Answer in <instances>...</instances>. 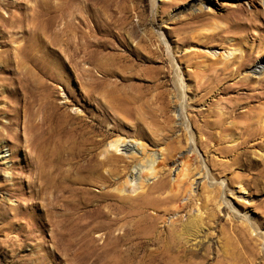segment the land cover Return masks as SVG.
Wrapping results in <instances>:
<instances>
[{"label": "rangeland", "instance_id": "1", "mask_svg": "<svg viewBox=\"0 0 264 264\" xmlns=\"http://www.w3.org/2000/svg\"><path fill=\"white\" fill-rule=\"evenodd\" d=\"M238 8H244V12L236 23L231 13ZM55 11L59 12L58 18ZM200 12L214 15L202 25L182 32V22ZM255 22L258 26L251 27ZM228 27L234 29L227 32ZM179 34L198 37L192 39L194 45H189L182 43ZM203 34L224 37L225 44L219 41L204 44ZM239 35L245 36L242 42L245 46L253 45L247 67L242 69L243 73L252 72L260 63L264 65V0H0V264H149L131 253L138 240L135 235H126L139 226L136 223L144 217L150 218L151 237L172 221L179 226L196 223L201 213V231L196 234V241L192 237L182 244L184 260L166 259L161 264H264L262 166H251L261 151L250 148L252 161L247 160L248 167H242L231 156L215 151L206 154L188 144L164 168L162 160L171 138L157 137L149 118L138 125L140 128H135L123 121L124 115L117 116L111 109L115 96L112 91L132 100L141 87L140 95L148 105L141 111L144 116L150 117L148 114H154L155 107L165 106L168 114L176 117V126L180 114L185 127L194 133L192 137L200 136L189 122L192 111L206 109L207 102L213 98L226 99L235 94L215 97L211 94L200 106H194L193 101L199 98L197 83L213 79L215 68L221 66L198 67L194 62L211 65L215 60L226 59L231 51L241 49L232 46L229 37ZM150 49L158 50L161 58L148 56ZM188 53H191L190 62L181 63L180 59ZM159 67L166 73L164 82L160 80L146 87L155 76L154 69ZM105 69L114 72L107 84L102 83ZM258 76L254 75L255 80ZM240 77L221 74L222 85L218 89L230 86ZM175 83L182 85L180 96L175 92ZM249 83L251 87L257 84L254 80ZM160 92L167 95L164 105L153 101ZM54 108L83 119L93 128L96 140L115 134L106 140V145L123 137L141 156L144 144L149 154L156 155L152 166L156 170L164 168L162 172L170 184L168 190L178 180L184 182L175 206L186 202L189 205L176 210L164 202L168 193L161 196L156 193L149 198L156 207H145L144 194L137 184L143 179L146 185H153L161 181L162 172L157 177L146 178L143 174L149 167L135 162L124 169L125 163H120L125 174L121 182L128 180L125 192L104 202L99 199L93 202L111 212L107 219L87 230L68 225L59 215L48 223L44 210L50 196L40 192L38 144L42 124ZM137 133L143 138L137 137ZM174 134L180 135L181 131L176 129ZM64 144L69 147L64 150L66 156L73 145L71 139ZM111 151L125 158L130 154L123 146ZM185 156L189 160L186 178L181 165V157ZM212 158L218 159L219 164L225 163V172L216 171L208 164ZM107 170L109 167L105 166V175ZM79 174L74 172V178ZM193 181L197 200L190 202L185 189ZM115 187L101 183L87 186L92 194L115 192ZM104 223L112 225L103 228ZM241 224L246 230L235 227ZM117 237H122L120 256L108 255L103 245Z\"/></svg>", "mask_w": 264, "mask_h": 264}, {"label": "bare ground", "instance_id": "2", "mask_svg": "<svg viewBox=\"0 0 264 264\" xmlns=\"http://www.w3.org/2000/svg\"><path fill=\"white\" fill-rule=\"evenodd\" d=\"M55 12V17L58 18L59 12ZM241 12H244V8H238L235 13H231V15L234 16L233 18L231 17L233 21L236 22L241 19ZM213 15L214 14L209 12L193 14L182 22L183 26L180 30L184 32L199 24L202 25L209 18H213ZM236 23L234 24L236 25ZM257 26L256 22L251 25V27ZM48 27L49 25L47 28ZM232 29H234V27L226 28L227 32H231ZM179 37L182 39L183 44L194 45L195 42L192 39L198 36L190 38L189 35L179 34ZM229 37L233 40L232 46L238 45L241 49L236 48V50L227 54L226 59L215 60L211 65H205L204 61L194 62L198 67L206 66L208 68H214L219 64L221 65L220 67L215 68L216 74L213 79H209L205 82L199 81L197 83L196 95H198L199 98L193 101L194 106H200L205 98L211 94H214L212 97L219 94H235L226 99L220 98L219 100H215L213 98L207 102L206 109L192 111L194 114L189 117V122L192 127L197 129L200 136L193 138L194 133L185 127L180 114V122L179 125L176 126V117L169 115L165 106H160L158 108L155 107L156 110L153 109L154 114H148L146 112V115H151L150 117L144 116L141 111H145L142 109L144 106L148 107V105L146 104V101L143 100V96L140 95L141 87L137 88L139 94L135 95L132 100H128V98L112 91L111 93L115 96L113 97L114 104H112L111 109L115 111L117 116L124 115V118H122L123 121L127 120L128 124L135 128L139 127L142 122H146L147 118H149L153 126L156 128V134H158L157 137L164 135L169 136V139L171 138L168 140V147L170 148H168L169 150L162 160L164 168L169 162H171L173 156L178 153L184 145L188 144H190V146L195 145L197 149L204 151L206 154L215 151L219 152L221 155L223 154V156H231L232 161L241 163L242 167H248V161H252L249 157L252 152L250 151V148H258L261 151L259 159L255 160L256 163L251 164V166H262L260 174L262 175V181L264 182V65L260 63L255 68H252V72L243 73L242 69L247 67L246 61L252 56H250L249 52L254 49L253 45L245 46V44L242 43L245 36L239 35L236 37ZM203 38L204 44H209L213 41H219L221 44H225V42L222 43L224 37H209L205 34ZM147 54L151 58H155L156 55H158V57L160 56L159 51L153 49H150ZM190 55L191 53L185 54L180 59V62H190V58L188 57ZM231 55H233L232 58H230ZM163 62L165 63L166 61L163 59ZM234 66L235 68H233ZM153 69L154 68H149L151 71ZM228 71L229 73H227ZM85 72L88 71L86 70ZM154 72L155 76L151 77V80H149L146 87L160 83V80L164 82V79L166 78L164 68H155ZM103 74L102 83L107 84V81L109 80L108 77L114 75V72H109V70L105 69ZM221 74H224L225 76L231 75V78L234 76L240 77L241 75L242 77L234 81L230 86H222L219 90L218 88L222 85V82L221 85L219 82V76ZM256 74H259V76L255 80L254 75ZM251 80L256 81L257 84H255V87H251L249 83ZM97 81H100V79L97 78ZM181 86V83H175V92L178 96L181 94ZM258 89H260V91H256ZM248 91L254 92L251 94L245 93ZM166 96V92H160L154 97L155 100L153 101L156 102V105L159 103L164 105L166 103ZM126 117L130 118L131 121ZM198 121L202 124L198 125ZM176 129L181 131L180 135L174 134ZM41 130L40 141L38 144L40 160L38 179L40 181V192L50 196L48 206L47 208L45 207L46 209L44 210V215L48 223L51 221V218L59 215L65 219V222L67 221L68 225L73 224L79 230L96 228L95 224H98V221H101L102 223L108 218L111 212L105 211L98 204L94 205L93 202L98 199L102 201L107 199L110 200L112 197L115 198L117 196L116 194H122L126 188L125 184L128 183V180L123 183L121 182V179L125 176L123 173L124 169L128 168L132 163L140 162L142 167H149V169L143 174V177L146 178L148 176L157 177L162 171H164V168L156 170V168L152 166L156 159V155L154 153L149 154L147 152L148 148L144 146V144H142L141 156L137 155L135 146L127 143L126 139L123 137H118L119 139H114L106 145V140L112 139V137L114 138L115 134H107L104 138L96 140L95 135L93 134V128L89 127L83 119L70 117L59 109L54 108L52 110L42 124ZM152 132L154 131L152 130ZM150 133L151 132H149V134ZM120 134L121 132L118 135ZM235 135H237L238 138H236ZM137 137L141 139L143 138L140 134H138ZM69 139H71L73 147L71 148V153L67 151V155L65 156L64 153L69 147L64 143ZM190 140L191 143H189ZM122 146L124 151L130 153L126 158L123 156H116L111 151L112 148L117 151ZM232 153H234V155H232ZM70 155H72L73 158H70ZM99 156L103 157L100 158ZM73 159L76 161L75 163L72 162ZM216 160L218 161V159L212 158L208 164L216 168V171L225 172V163L220 161L221 163L219 164ZM188 161V156L181 157L184 178L189 175H186L185 170L186 167H188L186 166ZM120 163H125L123 170H121ZM68 164L69 166L66 168ZM72 164H75L76 166L71 167L70 165ZM105 166L109 167L107 175L103 173ZM74 172L80 174L74 178ZM165 174L162 172L161 177L163 176V178L161 181L155 182L153 185H146L143 179L137 184V188L141 189L140 191L144 194L145 207L153 205L149 198L154 194L159 193L161 196L168 193L165 195L166 197L163 198L165 203L179 211L185 209L189 205V202L182 204L180 207L175 206L179 195L182 193L181 187L184 182L178 180L179 182L177 181L175 186H170V189L168 190L167 188L170 184H168L169 182ZM193 177H195V175H193ZM93 183H101L105 187L116 186L115 192L101 191L99 194H92L87 186ZM193 184L194 181L188 184L189 186L187 185V188L185 187V195L188 194V200L190 202L197 200V198H195L197 194H194L192 188L194 186ZM140 195L141 194L138 196ZM122 202L124 203V200H122ZM153 206L156 207V205ZM108 207L111 208L110 206ZM142 213H144V210ZM202 215L203 214L201 213L199 221L196 223L192 222L191 225L189 223L187 225L181 224L179 226L172 221L169 226L161 231L158 230V232L151 237L149 236L151 235V227L148 224L152 221L150 218L143 216L144 219L141 218L142 220H140L139 223H136L137 225L139 224V226L126 235H135L137 237L136 240H138L135 244L134 251L131 252L133 257L145 260L149 264H161L164 260L172 258L175 260H184L186 254L181 257L184 255L181 254L182 244H187L189 242L188 238L192 237L193 241H196V234L199 233L202 223ZM111 225L112 223L105 224L103 225V228L110 227ZM142 226L144 227L143 229H141ZM235 227L239 228L240 231L246 230V227L242 224ZM141 233H145V235H141ZM147 236L150 238L148 240H143V238ZM121 238L117 237L114 242L106 241L104 243L103 248H105L108 255L120 256L121 250L118 251V249L122 243ZM151 246L156 247V249H149Z\"/></svg>", "mask_w": 264, "mask_h": 264}]
</instances>
